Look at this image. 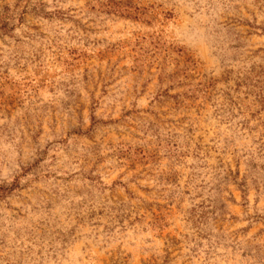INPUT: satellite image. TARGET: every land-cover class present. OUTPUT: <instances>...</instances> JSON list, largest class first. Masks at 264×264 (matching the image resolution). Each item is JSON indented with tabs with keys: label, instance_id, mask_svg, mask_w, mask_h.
Wrapping results in <instances>:
<instances>
[{
	"label": "rangeland",
	"instance_id": "374dc122",
	"mask_svg": "<svg viewBox=\"0 0 264 264\" xmlns=\"http://www.w3.org/2000/svg\"><path fill=\"white\" fill-rule=\"evenodd\" d=\"M263 69L264 0H0V264H264Z\"/></svg>",
	"mask_w": 264,
	"mask_h": 264
},
{
	"label": "trees",
	"instance_id": "16d2710c",
	"mask_svg": "<svg viewBox=\"0 0 264 264\" xmlns=\"http://www.w3.org/2000/svg\"><path fill=\"white\" fill-rule=\"evenodd\" d=\"M256 2H257V1H256ZM256 68H257V69H262V67H260V66H256ZM263 70H264V69H263ZM251 73H254V77H255V76H257V74L261 73V71L259 70V71L255 72V70H254V68H253L252 71H251Z\"/></svg>",
	"mask_w": 264,
	"mask_h": 264
}]
</instances>
